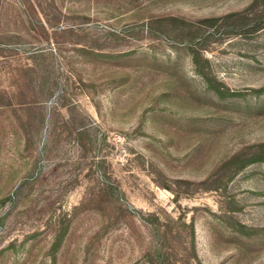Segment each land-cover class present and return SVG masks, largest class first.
Here are the masks:
<instances>
[{"label": "rangeland", "instance_id": "obj_1", "mask_svg": "<svg viewBox=\"0 0 264 264\" xmlns=\"http://www.w3.org/2000/svg\"><path fill=\"white\" fill-rule=\"evenodd\" d=\"M0 264H264V0H0Z\"/></svg>", "mask_w": 264, "mask_h": 264}]
</instances>
